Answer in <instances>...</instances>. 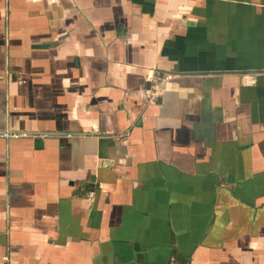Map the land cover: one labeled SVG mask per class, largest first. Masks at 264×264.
Instances as JSON below:
<instances>
[{
  "label": "crops",
  "instance_id": "obj_1",
  "mask_svg": "<svg viewBox=\"0 0 264 264\" xmlns=\"http://www.w3.org/2000/svg\"><path fill=\"white\" fill-rule=\"evenodd\" d=\"M4 255L264 264V0H0Z\"/></svg>",
  "mask_w": 264,
  "mask_h": 264
},
{
  "label": "built area",
  "instance_id": "obj_2",
  "mask_svg": "<svg viewBox=\"0 0 264 264\" xmlns=\"http://www.w3.org/2000/svg\"><path fill=\"white\" fill-rule=\"evenodd\" d=\"M173 76L169 73L157 75L153 82H151L149 88L147 89V99L149 102H155L157 101L158 97L161 94L162 86L163 84L170 80ZM4 135H7L6 132L3 133ZM7 261V257L1 256L0 257V264H5Z\"/></svg>",
  "mask_w": 264,
  "mask_h": 264
}]
</instances>
